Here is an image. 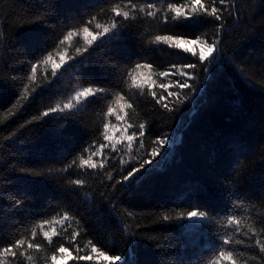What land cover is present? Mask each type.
<instances>
[{
	"label": "snow or ice",
	"instance_id": "snow-or-ice-1",
	"mask_svg": "<svg viewBox=\"0 0 264 264\" xmlns=\"http://www.w3.org/2000/svg\"><path fill=\"white\" fill-rule=\"evenodd\" d=\"M7 18L0 264H264V0H26ZM240 90L256 115L210 146L201 118ZM189 139L203 165L177 182Z\"/></svg>",
	"mask_w": 264,
	"mask_h": 264
},
{
	"label": "trees",
	"instance_id": "trees-1",
	"mask_svg": "<svg viewBox=\"0 0 264 264\" xmlns=\"http://www.w3.org/2000/svg\"><path fill=\"white\" fill-rule=\"evenodd\" d=\"M241 6L245 4L253 5L255 0H240ZM26 8V0H0V23H3L5 26L9 24V20L7 18L8 13L11 10H24ZM212 33H209V37H211ZM19 38V36H18ZM2 56V53H0ZM159 59L164 63L167 64L169 60H175V57L164 56L161 55ZM42 71V69H41ZM75 83V82H73ZM55 99H60V97H55ZM142 99V98H141ZM256 99L254 94L246 90H240L238 93H229L222 96L218 102V104L210 109L202 118L201 121L206 127L207 131V141L209 145L214 141V138L221 133H227L238 126L240 116L244 113H247L250 117H254L256 115V106L254 105L253 101ZM49 101H45L48 103ZM39 103V102H37ZM2 115V112H0ZM143 115V111H142ZM195 115V113H192ZM85 119H88V115L85 116ZM49 127H55V124L50 125ZM31 134L30 132L28 133ZM3 135L4 133H0V143H3ZM45 138L47 139V133L44 134ZM178 135L183 139L185 137V132H180ZM5 154L4 151H0V155ZM179 168L181 171H178L176 174L177 182L182 181L185 179L186 175H195L199 171V169L203 165V159L199 154V150L193 144L191 139H189L188 147L184 150V157L183 160L177 161ZM247 164L251 166L250 175L254 176L259 171V159L258 158H250L247 161ZM163 171V169H162ZM171 193H161L157 198L153 199L149 203L153 206L159 205L161 203L171 204ZM129 210H132L129 208ZM137 211H143V209L137 205ZM175 227V226H174ZM175 235L179 234L178 227H175ZM106 247L108 248H117L118 250H123V245L118 236L109 235L106 238L97 237ZM87 240H81V246L86 244ZM179 243V242H178ZM37 264H43V257L40 256L37 258ZM68 264H72L70 260ZM84 264V262H81ZM88 264H92V262H88Z\"/></svg>",
	"mask_w": 264,
	"mask_h": 264
},
{
	"label": "rangeland",
	"instance_id": "rangeland-1",
	"mask_svg": "<svg viewBox=\"0 0 264 264\" xmlns=\"http://www.w3.org/2000/svg\"><path fill=\"white\" fill-rule=\"evenodd\" d=\"M69 261H70V260H69ZM69 261H68V262H69ZM61 264H64V262H61Z\"/></svg>",
	"mask_w": 264,
	"mask_h": 264
}]
</instances>
